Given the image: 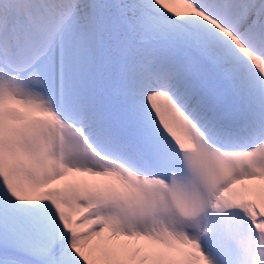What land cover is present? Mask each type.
Segmentation results:
<instances>
[{
    "label": "snow or ice",
    "instance_id": "6c2138e0",
    "mask_svg": "<svg viewBox=\"0 0 264 264\" xmlns=\"http://www.w3.org/2000/svg\"><path fill=\"white\" fill-rule=\"evenodd\" d=\"M0 264H264V0H0Z\"/></svg>",
    "mask_w": 264,
    "mask_h": 264
}]
</instances>
